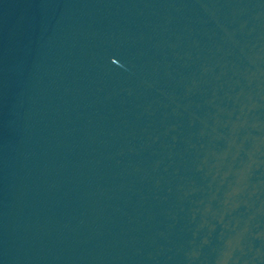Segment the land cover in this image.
<instances>
[{
    "label": "water",
    "instance_id": "obj_1",
    "mask_svg": "<svg viewBox=\"0 0 264 264\" xmlns=\"http://www.w3.org/2000/svg\"><path fill=\"white\" fill-rule=\"evenodd\" d=\"M0 264H264V0H0Z\"/></svg>",
    "mask_w": 264,
    "mask_h": 264
}]
</instances>
